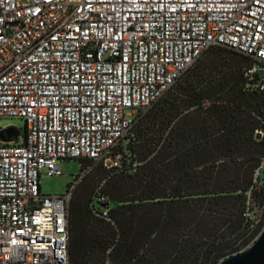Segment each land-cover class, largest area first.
Returning a JSON list of instances; mask_svg holds the SVG:
<instances>
[{"label": "built area", "instance_id": "1", "mask_svg": "<svg viewBox=\"0 0 264 264\" xmlns=\"http://www.w3.org/2000/svg\"><path fill=\"white\" fill-rule=\"evenodd\" d=\"M216 48L248 60L264 140V0H0V119L26 122L0 128L19 131L0 138V264H72L78 185L100 164L118 166L114 148ZM71 159L84 165L68 192L43 194L42 171L61 175ZM263 169L264 150L256 178ZM99 216L113 223L108 207Z\"/></svg>", "mask_w": 264, "mask_h": 264}, {"label": "trees", "instance_id": "2", "mask_svg": "<svg viewBox=\"0 0 264 264\" xmlns=\"http://www.w3.org/2000/svg\"><path fill=\"white\" fill-rule=\"evenodd\" d=\"M219 60L217 75L195 71L142 117L112 152L119 165L100 164L107 173L93 198L73 197L72 264H87L85 250L103 243L121 264H220L258 233L244 214L264 215V171L254 175L264 140L249 112L263 98L245 91L244 56L230 50ZM105 206L113 223L99 216ZM94 219L120 229L115 241Z\"/></svg>", "mask_w": 264, "mask_h": 264}, {"label": "rangeland", "instance_id": "3", "mask_svg": "<svg viewBox=\"0 0 264 264\" xmlns=\"http://www.w3.org/2000/svg\"><path fill=\"white\" fill-rule=\"evenodd\" d=\"M227 52H230V50L226 48H216L211 52H209L208 54H206L199 62H197L194 65V67L190 71H188L183 76V80L181 82H177V84L174 86V89H176L179 86V84L183 83L186 80V78L190 77L192 74H195V71H197L196 74L200 72L201 74L204 75L207 74V78H210L211 75L213 76L215 74L217 75L218 73H216L214 67L220 65L219 57L223 56V54H226ZM169 92L166 95H168ZM10 126L16 127L24 131L26 128V122L24 119L21 118L0 119V128H7ZM59 164L62 166L63 169V174L61 175L50 176L47 175L45 171H42L43 176L41 179V190L43 194L63 195L66 192H68L71 184H73L76 181V179L81 175L82 164L80 160H75V159L64 160L62 162H59ZM245 168L246 166H244V169ZM244 169H242L241 171L244 172ZM106 173L107 170H105V168H103L102 165H98L78 185L73 197H75L76 194H79L80 192H85V193L88 192L91 193L93 198L96 195L98 188L101 186L102 182L104 181L105 179L104 176ZM246 174L249 176V178H253L255 175V174L253 175V170L250 169L247 170ZM232 202L233 204L230 205L231 208L235 204L234 201ZM111 207H114L113 202H111ZM231 214L233 215V213ZM94 222H98L99 225L104 228L105 232L103 233V236L104 238H108L110 242L115 241V238H117L118 234H120V229L118 227H112L111 225L96 219H94ZM254 222H255V228L258 229V233L252 238V240L247 244V246L250 245L257 238V236L262 232L264 228V215L261 210L256 213V219L254 220ZM104 245L105 243L100 245L99 248H93V250L91 251L89 249L85 250L86 252H90L92 256L87 257V259L84 258L83 261L87 262V264H121L122 263L121 260L118 259L115 260L112 257L113 250L112 248H110V246L112 245L108 244V246L106 247H104Z\"/></svg>", "mask_w": 264, "mask_h": 264}, {"label": "water", "instance_id": "4", "mask_svg": "<svg viewBox=\"0 0 264 264\" xmlns=\"http://www.w3.org/2000/svg\"><path fill=\"white\" fill-rule=\"evenodd\" d=\"M4 132L8 135V141L15 142L18 140L19 131L16 128H10L0 133L1 140L7 141ZM257 138H260V136H257ZM220 264H264V228L259 238L250 248L226 257Z\"/></svg>", "mask_w": 264, "mask_h": 264}]
</instances>
